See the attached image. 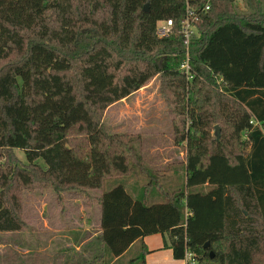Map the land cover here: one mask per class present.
<instances>
[{"label": "trees", "instance_id": "1", "mask_svg": "<svg viewBox=\"0 0 264 264\" xmlns=\"http://www.w3.org/2000/svg\"><path fill=\"white\" fill-rule=\"evenodd\" d=\"M206 2L189 0L197 12ZM243 3L248 13L209 0L189 42L187 81L185 0H0V232L25 227L16 190H100L106 177L142 168L133 138L107 134L101 117L159 75L186 146L184 185L160 188L157 203L119 182L103 191L102 251L88 264H116L132 249L129 264H145L141 239L153 234L167 238L174 260L264 264V12L261 0ZM161 20L173 22L167 38L155 34ZM213 99L220 137L221 126L213 137L200 127Z\"/></svg>", "mask_w": 264, "mask_h": 264}, {"label": "rangeland", "instance_id": "2", "mask_svg": "<svg viewBox=\"0 0 264 264\" xmlns=\"http://www.w3.org/2000/svg\"><path fill=\"white\" fill-rule=\"evenodd\" d=\"M261 2L264 12V0ZM235 3L241 13H248L243 0H235ZM5 63L2 61L0 65ZM169 98L172 99L171 94L165 92L161 77L157 75L137 92L107 107L102 114L101 120L107 134L133 138L132 146L142 158V168L133 166L125 176L112 174L106 177L100 190L65 191L60 194L40 186L16 190L25 227L20 232H0V264H88L92 257L100 255L102 251L98 238L101 234L98 200L103 191L119 182L134 198L141 199L145 189L148 194L145 202L157 203L163 200L159 196L160 188L174 191L183 187L186 146L175 136ZM215 101L213 99L202 107V117L206 123L202 120L200 127L210 137H213L216 126L222 128L219 137L226 132L220 121L221 116L213 108ZM215 120H218L217 123H213ZM187 126L186 120V132ZM137 136L140 137L139 141L134 139ZM14 155L20 160L24 159L18 151ZM146 172L158 178V186L155 181L149 180ZM49 220L53 227L47 224ZM85 221L88 223L81 228ZM80 229L83 232L78 231ZM50 230H60L57 236H64V257L58 255L56 250L58 241L55 239L52 246L45 238L44 231ZM134 256L135 250L132 249L125 259L116 264H129ZM168 264H192V260L173 259Z\"/></svg>", "mask_w": 264, "mask_h": 264}, {"label": "built area", "instance_id": "3", "mask_svg": "<svg viewBox=\"0 0 264 264\" xmlns=\"http://www.w3.org/2000/svg\"><path fill=\"white\" fill-rule=\"evenodd\" d=\"M210 9L209 0L205 5L199 10L195 11L189 4V0H185V14L184 18L181 21V32L183 34V44L185 46V58L179 66L180 72L184 75L187 81L193 79L192 71L189 65L188 57V46L190 39L195 34L196 23L199 21V14L206 13ZM173 31V22L172 20H161L158 21L155 25V34L159 38H167L172 34ZM185 259H191L190 254L185 255Z\"/></svg>", "mask_w": 264, "mask_h": 264}, {"label": "crops", "instance_id": "4", "mask_svg": "<svg viewBox=\"0 0 264 264\" xmlns=\"http://www.w3.org/2000/svg\"><path fill=\"white\" fill-rule=\"evenodd\" d=\"M51 222L52 221L49 220L47 224L50 227H53L49 224ZM87 223L88 222H86L84 225H81V228L86 226ZM45 231H44V235L46 237L45 236L44 237L46 239L47 238L49 239L50 244H52V246H53V241L55 239L58 241V244L56 247V250H58V255L62 256L63 254H65V252H64L65 245H66L65 238H64V236H62V237L60 235L57 236V234L61 231L60 230H53V231L50 230L48 232H45ZM78 231L83 232L81 229ZM100 233H101V231H100ZM139 240L140 239L133 242L130 245V247L121 256L114 258L113 263L115 261H117L118 259H120L121 257L126 256L130 249L137 246ZM141 240L144 243V245L146 246V248L148 249V254H146V256L144 258L145 264H168L169 262H171L173 260L171 250L163 247L164 241H167V238L165 236H162L160 234H153V235L146 236V237L142 238ZM61 243H62V245H61ZM160 255H162V256H160ZM62 257H64V256H62ZM62 257H60V258H62Z\"/></svg>", "mask_w": 264, "mask_h": 264}, {"label": "water", "instance_id": "5", "mask_svg": "<svg viewBox=\"0 0 264 264\" xmlns=\"http://www.w3.org/2000/svg\"><path fill=\"white\" fill-rule=\"evenodd\" d=\"M147 7H148V4H145V5H144V8H143V10H144L145 12L147 11ZM216 130H218V129L216 128ZM207 247H208V243H206V244L204 245V248H207ZM209 255H210V258L213 257V255H212L211 252L209 253Z\"/></svg>", "mask_w": 264, "mask_h": 264}]
</instances>
